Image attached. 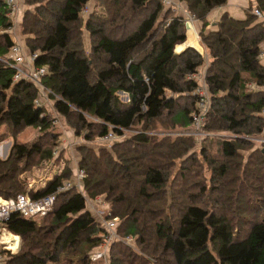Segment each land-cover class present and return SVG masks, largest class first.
<instances>
[{"label": "trees", "instance_id": "trees-1", "mask_svg": "<svg viewBox=\"0 0 264 264\" xmlns=\"http://www.w3.org/2000/svg\"><path fill=\"white\" fill-rule=\"evenodd\" d=\"M92 1L25 0L21 33L40 53L36 66L47 68L41 83L54 111L88 142L76 147L86 178L83 192L59 194L46 216L12 215L5 226L21 247L5 264H102L90 258L106 234L88 208L99 197L106 220L118 218V235L137 246L114 242L109 264H264V24L251 14L264 11V0H254L245 20L224 14L214 31L208 17L228 0H176L201 23L205 57L196 48L175 53L195 42L184 43V19L162 0H94L87 12ZM9 12L0 0V144L11 140L0 157L4 199L25 192L23 174L65 161L64 150L55 159L63 135L56 118L35 104L40 89L14 82L4 61L16 42ZM205 69L211 106L199 132L200 82L190 77ZM34 129L33 141L20 140ZM110 132L128 136L91 145ZM64 164L31 191L34 200L75 180Z\"/></svg>", "mask_w": 264, "mask_h": 264}, {"label": "built area", "instance_id": "built-area-1", "mask_svg": "<svg viewBox=\"0 0 264 264\" xmlns=\"http://www.w3.org/2000/svg\"><path fill=\"white\" fill-rule=\"evenodd\" d=\"M10 12L9 17L15 22L18 18L20 11L19 0H5ZM163 5L167 8H171L177 16H180L184 19L187 33L190 29L196 31L195 23L197 22L195 16L189 13L186 7L176 1V0H162ZM253 15L258 19L260 23L264 24V11L260 10L257 7L253 8ZM14 28L11 29L14 33ZM197 34V32H196ZM198 36V34H197ZM188 39L184 42L186 43ZM198 42H200V37L198 36ZM182 43V44H184ZM190 46V45H189ZM188 47V46H187ZM186 47V48H187ZM192 47V46H190ZM175 53L179 52L175 48ZM204 56V53H201ZM40 53H32L29 50L27 51L23 46L18 42H15L11 48L9 54L5 58V63L12 69H14V82L27 81L35 84L40 89V96L35 101L37 106H45V99L51 94L48 91L42 82V79L47 75L48 71L45 67H37L36 60L39 58ZM260 59L264 60V49L260 51ZM190 79H196L200 82V86L196 91V95L199 96V101L197 104V111L193 115V125L196 131H201L204 128L206 117L209 113L211 100L209 91L206 85V69L200 74H194ZM252 88H255L252 86ZM264 113V111H263ZM127 133L124 135H119L114 132H110L106 136L99 138L91 145H109L112 146L114 143L123 141L127 137ZM197 136H202L197 134ZM82 144H87L88 142L82 138L79 142ZM109 146V147H110ZM61 150L59 149L55 154V159H58L60 156ZM64 162L56 163L51 162L47 167L49 171H52V177L43 178L40 187L44 186L45 183L54 178V176L59 175L64 169ZM86 178V173L84 170L78 169L75 172L74 181H66L62 186H60L57 191L49 196L34 200L30 193L33 189V186H25V192L19 194L16 198L4 199L0 198V264H5L7 258L19 251L21 247V238L18 235L10 232L6 228V223L11 219L13 214H20L25 218H41L48 215L53 211L57 196L59 194L65 193L73 188H77L79 191H82V184ZM25 185V184H23ZM83 192V191H82ZM89 208H95L96 216L103 221L104 227L106 229V234L103 237L100 249L93 252L90 255V258L93 262L103 261L102 264H109L108 254L111 246L114 242H122L131 248L135 249L136 240L132 237H127L125 239L121 238L117 233V227L119 225V219H109L106 220V216L109 214V206L104 198L99 197L96 200H90L88 202ZM90 208V209H91ZM108 208V209H107Z\"/></svg>", "mask_w": 264, "mask_h": 264}, {"label": "rangeland", "instance_id": "rangeland-1", "mask_svg": "<svg viewBox=\"0 0 264 264\" xmlns=\"http://www.w3.org/2000/svg\"><path fill=\"white\" fill-rule=\"evenodd\" d=\"M22 3H23V7H22V15L27 11L28 9V6L26 5V2L25 0H22ZM94 8V0L89 4L88 8H87V12H91ZM15 24H16V21H15ZM195 26L197 28V30H199V22L197 21L195 23ZM21 29V23L18 24V31ZM201 31V30H200ZM199 31V32H200ZM189 33H192V35L194 34V36H192L190 38L189 36ZM10 34L13 36L14 39H16V36L15 34L13 33V31H10ZM188 42L190 41H193L195 43H191V46H200L199 45V42H197V34H196V31L195 30H192V31H189L188 33ZM200 37V36H199ZM85 43H86V46H87V49L90 50V38H89V35L86 33L85 35ZM182 46H188L187 44H184ZM182 48H180L178 51H181ZM202 53H204V57L206 56L205 52L203 50H201ZM201 54V52H200ZM262 64L264 65V60H261ZM45 107L48 111L49 114H51L53 117L56 118V130L59 132L61 130V132H63L64 129H66V123L64 122L63 118L60 116V115H57V113L54 111V108H53V101L51 100V98L48 96L45 101ZM68 128V127H67ZM68 131V134L69 132V128L67 129ZM71 130V129H70ZM73 131V130H72ZM40 135V131L39 130H30L26 133H24L20 140L23 141V142H30V141H33L37 136ZM161 135H166V134H161ZM172 135H175V136H178V134H172ZM171 136V135H170ZM75 137L78 139L79 137H77L75 135ZM204 136H195L196 140H197V148H196V152L199 153V151L201 150V146H202V141L201 139L203 138ZM81 138V137H80ZM79 138V139H80ZM76 139V140H77ZM78 139V140H79ZM78 142V141H77ZM63 143V139L61 138L60 139V144ZM79 143V142H78ZM112 143H110L109 145H99L100 147H109ZM79 145V144H78ZM77 146V145H76ZM61 147L62 145L60 146V150H61ZM111 147V146H110ZM245 157H248V155H246ZM3 158H6V157H3ZM64 160L66 162L69 163L70 167L74 170V172H76V170L78 169L79 167V160H80V154L77 152V148L73 149L71 152L67 153L66 157H64ZM67 158V159H66ZM246 160V159H245ZM64 161V163H65ZM57 163V162H56ZM58 164V163H57ZM66 166V164H65ZM48 169V168H47ZM36 170V169H33L32 171L28 172V173H25L22 175L21 177V180H22V184H25L23 185L24 189H25V186H33V188L37 187V186H40L41 185V182L43 181V178H50L52 177V171H49V170ZM209 169L205 168V171H206V175L209 177V174L208 171ZM28 178V179H27ZM48 181V180H47ZM89 208V207H88ZM108 209V208H107ZM96 216V215H95ZM97 217V216H96ZM98 218V217H97ZM135 250H137V246L135 245Z\"/></svg>", "mask_w": 264, "mask_h": 264}, {"label": "crops", "instance_id": "crops-1", "mask_svg": "<svg viewBox=\"0 0 264 264\" xmlns=\"http://www.w3.org/2000/svg\"><path fill=\"white\" fill-rule=\"evenodd\" d=\"M254 2H255L254 0H228L227 5H225V6L221 7V8L215 9L214 11H212L210 13V15L208 17V20L210 22V26L208 28V31L216 30V28H217L216 24L220 21L221 17L224 14H228L232 18L237 19V20H245L246 17H247L249 8H250L251 5L255 4ZM19 5H20V11H19V14H18V18L16 19V24H15V28H14V34L16 36L15 41L18 42L21 46H23L28 51L27 46H26V37L22 35L21 29L19 31L17 30L18 29V24L21 23L22 18H23V15L21 14L22 13V7H23L22 0H19ZM251 14L253 15V9L251 11ZM256 20H257V22H259L257 18H256ZM201 29H202V25L199 22V30H197V28H196V32H197L198 36H199V33H200L199 31ZM189 36L191 38L192 36H194V34L192 35V33H189ZM189 36L187 35V39H188ZM187 43H188V41H187ZM187 45H188V47L187 46H182L181 47L182 49H181V51H179V54L184 52L188 48H193V49L196 48V50H198L199 53L200 52L202 53L201 50H203L205 52V54L207 55V50L202 46L201 40L199 42V45H200V46H198L199 48L195 47V46L190 47L191 44H189V43ZM176 54H178V53H176ZM67 129L68 128L66 127V129L63 130V135L61 136V138L63 139V143L61 144L62 145L61 152H62V150H64V157H66L67 153L71 152L77 146L81 145L78 142H80L81 139H82V137L81 138L79 137L80 139L78 138L79 139L78 140L75 137L74 131H72L70 129H69V131H71V132H69V134H68V132H67L68 130ZM10 147H11V140L10 139H8L7 141L2 142L0 144V157H2V158L6 157L8 155V153H9ZM36 188H40V186H37ZM90 208H89V210L91 211V213L93 212V214H96L95 208L94 207L91 208V209Z\"/></svg>", "mask_w": 264, "mask_h": 264}, {"label": "bare ground", "instance_id": "bare-ground-1", "mask_svg": "<svg viewBox=\"0 0 264 264\" xmlns=\"http://www.w3.org/2000/svg\"><path fill=\"white\" fill-rule=\"evenodd\" d=\"M193 29H190L189 31H192ZM188 35V34H187ZM197 42H198V37H197ZM128 133V132H127Z\"/></svg>", "mask_w": 264, "mask_h": 264}]
</instances>
